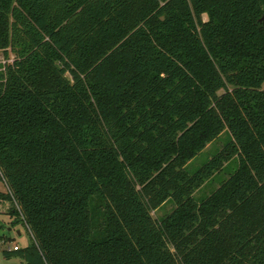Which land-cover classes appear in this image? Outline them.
I'll list each match as a JSON object with an SVG mask.
<instances>
[{
    "label": "trees",
    "instance_id": "16d2710c",
    "mask_svg": "<svg viewBox=\"0 0 264 264\" xmlns=\"http://www.w3.org/2000/svg\"><path fill=\"white\" fill-rule=\"evenodd\" d=\"M0 50L5 258L264 264V0H0Z\"/></svg>",
    "mask_w": 264,
    "mask_h": 264
},
{
    "label": "rangeland",
    "instance_id": "374dc122",
    "mask_svg": "<svg viewBox=\"0 0 264 264\" xmlns=\"http://www.w3.org/2000/svg\"><path fill=\"white\" fill-rule=\"evenodd\" d=\"M10 56L14 57L15 54L10 53ZM4 57V51L0 50V67L3 65L2 60L4 59ZM262 88L264 89V83ZM227 138V133H223L218 140L209 143L207 147L191 161L190 167L192 169H195L196 167L200 166L208 159L210 155L213 154V152L223 146ZM227 176V172H222L216 175L214 178L204 183L195 192V196L203 197L210 194ZM0 189L5 190V187L2 183H0ZM173 207L174 203L171 200H168L159 209L153 211V215L155 218L159 219L163 215L171 211ZM11 210L12 203L10 201H0V264H26V262L21 257L14 256L10 259H7L2 253L3 249L6 246L19 245L20 247H25L31 242V237L27 225L21 220L16 221L17 217L11 214ZM18 231L20 232V234L18 233Z\"/></svg>",
    "mask_w": 264,
    "mask_h": 264
},
{
    "label": "built area",
    "instance_id": "2783aa9c",
    "mask_svg": "<svg viewBox=\"0 0 264 264\" xmlns=\"http://www.w3.org/2000/svg\"><path fill=\"white\" fill-rule=\"evenodd\" d=\"M13 58L14 57H9V58H5L4 57V59L2 60V66L0 67V71H2L3 69H4V67H5V65L7 64V63H9V62H12L13 61ZM18 246L19 245H13V246H6L4 249H9V250H11V249H18ZM3 249V250H4ZM2 253H3V251H2Z\"/></svg>",
    "mask_w": 264,
    "mask_h": 264
},
{
    "label": "crops",
    "instance_id": "0c3cea01",
    "mask_svg": "<svg viewBox=\"0 0 264 264\" xmlns=\"http://www.w3.org/2000/svg\"><path fill=\"white\" fill-rule=\"evenodd\" d=\"M18 233L20 234V232L18 231Z\"/></svg>",
    "mask_w": 264,
    "mask_h": 264
}]
</instances>
